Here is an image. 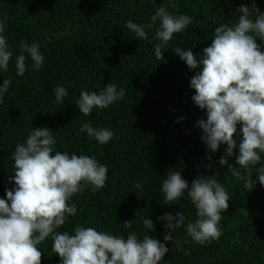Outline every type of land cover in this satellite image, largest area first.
I'll list each match as a JSON object with an SVG mask.
<instances>
[{
  "label": "trees",
  "instance_id": "trees-1",
  "mask_svg": "<svg viewBox=\"0 0 264 264\" xmlns=\"http://www.w3.org/2000/svg\"><path fill=\"white\" fill-rule=\"evenodd\" d=\"M241 5L249 7L253 21L264 13V0H0V19L7 17L3 35L12 52L7 71L0 69V86L5 79L11 81L0 104V198L7 199V190L16 187L14 180L9 181L16 146L25 143L33 129L46 127L56 140L52 155H88L108 168L105 187L92 191L88 185L70 198L77 213L57 232L74 234L76 226H82L125 239L132 232L141 240L150 235L168 248L160 264H264V185L256 172L264 164V153L251 166L253 188L247 190L249 173L236 161L241 125L234 134L237 147L232 156L226 155L225 143L215 152L208 148L198 127L207 112L192 100L195 89L190 87L191 77L200 69H189L174 51L190 49L200 60L214 39V29L238 22ZM160 7L193 20L163 45L164 60L155 56V46L161 43L155 37L159 20L145 29L147 40L136 38L126 27L128 20L150 23ZM21 41L39 44L44 57L42 67L34 70V61L24 52L23 76L16 69ZM256 42L264 51V41L257 37ZM108 83L123 88L124 97L105 109L82 114L77 106L80 93L99 94ZM57 86L68 92L63 103L56 102ZM84 123L110 129L114 137L101 144L80 131ZM222 156L227 159L224 165L219 163ZM230 166L245 179L233 176ZM175 170L189 188L198 177H214L226 189L229 207L221 213L218 240L201 245L186 238V225L197 219L188 190L175 202H163L162 183ZM178 212L185 219L175 230L158 219ZM145 218L153 221L154 230L143 226ZM126 220L131 228H125ZM169 232L173 240L164 239ZM52 245L51 236L38 245L41 264H62Z\"/></svg>",
  "mask_w": 264,
  "mask_h": 264
},
{
  "label": "clouds",
  "instance_id": "clouds-1",
  "mask_svg": "<svg viewBox=\"0 0 264 264\" xmlns=\"http://www.w3.org/2000/svg\"><path fill=\"white\" fill-rule=\"evenodd\" d=\"M254 10L259 11L257 7ZM237 11L243 14L235 25L222 24L214 29V39L203 49L200 60L190 49L175 48L174 51L189 69H200L191 77L190 87L195 89L192 100L207 112V119L199 120L198 127L203 130L202 139L208 148L215 152L225 143L226 155L232 156L237 147L234 134L237 125H241L242 138L236 161L249 173L244 186L251 190V166L260 162L259 153H264V51L256 42L257 37L264 41V13L253 21L249 7L241 5ZM6 19H0V69L4 71L12 57L3 35ZM157 20L160 25L155 37L161 43L155 46V56L164 60L163 45L168 44L175 33L184 32L193 20L186 14L171 15L165 7H160L150 23L144 25L128 20L126 27L136 38L147 40L145 29L154 27ZM20 47L22 52L16 57L17 75L23 76L26 71L24 52L34 61L33 69L39 70L44 61L39 44L21 41ZM10 83L5 79L0 86V104ZM54 92L57 103H63L68 95L62 86H57ZM124 95L123 88L117 90L115 84L108 83L99 94L82 91L77 106L87 116L93 108L105 109ZM80 131L87 132L101 144H107L114 137L110 129H95L89 123H84ZM55 146L52 129H33L26 142L18 144L12 154L14 176H10L9 181L14 180L16 187L7 190V199L0 198V264H41L42 252L38 245L50 236L52 251L61 257L62 264H160L168 248L150 235L141 240L132 232L125 239L82 226H76L74 234L56 231L69 216L77 213L76 205L68 203L70 198L88 185L92 186V191L105 187L108 168L88 155L67 152L52 155ZM219 163L224 165L227 159L222 156ZM229 170L233 176L245 179L239 170L231 166ZM256 172L264 185V164ZM185 190L197 214V219L186 225V238L191 237L201 245L218 240L222 235L221 213L229 207L230 196L226 189L214 177H198L189 188L188 181L175 170L162 183L163 202L177 201ZM158 219L166 220L165 227L175 230L184 224L185 218L183 212H178L175 217L166 213ZM123 223L125 228L132 227L131 221ZM142 223L145 228L154 230L150 218L143 219ZM164 239L173 240V236L169 232Z\"/></svg>",
  "mask_w": 264,
  "mask_h": 264
}]
</instances>
